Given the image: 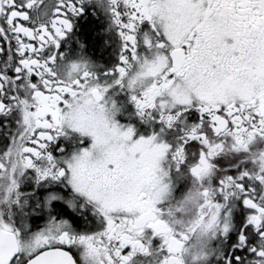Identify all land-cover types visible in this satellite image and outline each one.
<instances>
[{"label":"snow or ice","instance_id":"obj_1","mask_svg":"<svg viewBox=\"0 0 264 264\" xmlns=\"http://www.w3.org/2000/svg\"><path fill=\"white\" fill-rule=\"evenodd\" d=\"M0 264H264V0H0Z\"/></svg>","mask_w":264,"mask_h":264},{"label":"flooded vegetation","instance_id":"obj_2","mask_svg":"<svg viewBox=\"0 0 264 264\" xmlns=\"http://www.w3.org/2000/svg\"><path fill=\"white\" fill-rule=\"evenodd\" d=\"M94 23L96 26H98L99 22H93L92 20H82L80 21V28H79V35L81 38H85L86 36L89 35L90 30L93 28ZM94 35V33H91Z\"/></svg>","mask_w":264,"mask_h":264}]
</instances>
